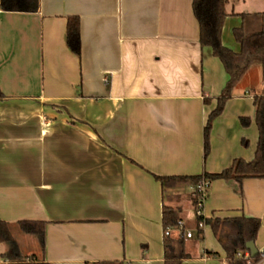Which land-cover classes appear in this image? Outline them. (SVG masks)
Instances as JSON below:
<instances>
[{"label":"crops","instance_id":"0c3cea01","mask_svg":"<svg viewBox=\"0 0 264 264\" xmlns=\"http://www.w3.org/2000/svg\"><path fill=\"white\" fill-rule=\"evenodd\" d=\"M191 1L39 0L35 12L0 10V219L22 255L164 264L165 205L192 230L181 264H227L211 226L197 228L193 183L162 186L155 176L253 158L264 64H250L233 87L204 158L203 127L228 75L200 45ZM224 9L221 40L236 51L232 29L241 14L263 13L264 0H227ZM70 16L79 54L66 43ZM203 213L259 218L254 244L264 252V178L210 181ZM20 220L44 221L42 249L31 234L20 242ZM6 251L0 242V264Z\"/></svg>","mask_w":264,"mask_h":264},{"label":"trees","instance_id":"16d2710c","mask_svg":"<svg viewBox=\"0 0 264 264\" xmlns=\"http://www.w3.org/2000/svg\"><path fill=\"white\" fill-rule=\"evenodd\" d=\"M227 0H192V12L199 26V42L201 46H208L211 52L222 63L228 78L221 93L216 97V105L208 114L203 127V157L206 158L210 151V131L213 120L222 112L224 105L231 96L233 87L240 81L248 66L254 62L264 64V12L254 14H241V23L232 29V36L238 44V50H232L222 43V30L226 12L224 9ZM39 8V0H0V10L35 12ZM66 43L75 54L80 52L79 20L76 16L67 18ZM4 97L0 89V99ZM205 101V100H204ZM255 106L254 122L257 129V139L254 156L251 160L235 158L231 163L217 172H204L190 176H155L162 186L179 181H189L193 187L202 178L209 181L215 179H234L240 181L244 178H264V93L253 98ZM250 119L240 117L242 125L247 126ZM196 195L193 192L195 206ZM199 218V217H198ZM200 219V218H199ZM179 220L177 213L171 207L162 208V227L175 226ZM214 235L222 246L227 264H253L260 259V251L253 257H243L246 243L254 241L260 228V219L257 217L233 216L224 218H207ZM19 229L25 234L34 235L43 248L44 221L20 220L17 222ZM0 242L7 245L3 255L8 259L7 264H46L36 258L34 254L24 256L20 253L18 244L13 237L10 224L0 219ZM183 237L176 239L170 236L163 238L164 264H181L186 257ZM85 264H123L118 260H101Z\"/></svg>","mask_w":264,"mask_h":264},{"label":"built area","instance_id":"2783aa9c","mask_svg":"<svg viewBox=\"0 0 264 264\" xmlns=\"http://www.w3.org/2000/svg\"><path fill=\"white\" fill-rule=\"evenodd\" d=\"M210 181L204 177H202L196 185L193 187V192L196 195V203H195V214L197 218V228H202L204 226L205 215L203 213V202L207 195V189ZM200 219H199V218ZM173 231L177 232L178 237L190 238L192 237V230L186 229L185 223L183 220L179 219L175 226L167 227L164 229L165 236H171ZM249 252H245L243 257L247 259L249 257ZM253 264H264V252H260V259Z\"/></svg>","mask_w":264,"mask_h":264},{"label":"water","instance_id":"95a60500","mask_svg":"<svg viewBox=\"0 0 264 264\" xmlns=\"http://www.w3.org/2000/svg\"><path fill=\"white\" fill-rule=\"evenodd\" d=\"M246 249L249 251L251 257L255 256L259 250L256 248L254 241H249L246 243Z\"/></svg>","mask_w":264,"mask_h":264},{"label":"rangeland","instance_id":"374dc122","mask_svg":"<svg viewBox=\"0 0 264 264\" xmlns=\"http://www.w3.org/2000/svg\"><path fill=\"white\" fill-rule=\"evenodd\" d=\"M27 237H30L28 234H24V233H21L20 234V238H18L20 240V242H22V239L23 238H27ZM36 243H37V240H36ZM39 246V245H38Z\"/></svg>","mask_w":264,"mask_h":264}]
</instances>
